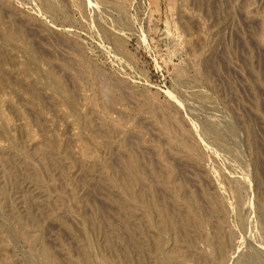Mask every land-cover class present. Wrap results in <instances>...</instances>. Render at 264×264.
I'll return each instance as SVG.
<instances>
[{
	"label": "rangeland",
	"instance_id": "obj_1",
	"mask_svg": "<svg viewBox=\"0 0 264 264\" xmlns=\"http://www.w3.org/2000/svg\"><path fill=\"white\" fill-rule=\"evenodd\" d=\"M0 264H264V0H0Z\"/></svg>",
	"mask_w": 264,
	"mask_h": 264
}]
</instances>
